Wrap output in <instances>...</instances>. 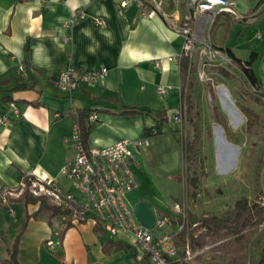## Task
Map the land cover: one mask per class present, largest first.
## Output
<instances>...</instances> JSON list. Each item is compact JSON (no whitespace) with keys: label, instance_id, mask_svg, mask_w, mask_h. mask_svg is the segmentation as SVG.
Instances as JSON below:
<instances>
[{"label":"crops","instance_id":"crops-1","mask_svg":"<svg viewBox=\"0 0 264 264\" xmlns=\"http://www.w3.org/2000/svg\"><path fill=\"white\" fill-rule=\"evenodd\" d=\"M120 1L0 0V113L10 101L21 112L8 127H0L4 186L14 187L22 173L33 171L42 178L58 179L66 188L59 170L73 153L63 140L77 122L78 112L98 114L86 138L88 148L144 138L149 147L151 139L158 142L165 131L175 130L174 115L184 117L182 92L194 98L189 87L191 60L181 69V36L158 16L144 19L133 5L120 8ZM232 1L235 16L217 14L204 35L235 59H252V72L264 86V0ZM79 12L83 18L76 17ZM97 18L104 20L105 28L95 25ZM100 67L108 70L102 87L83 85L70 95L56 88L60 74L69 68ZM236 78L218 74L214 83L219 91L209 87L214 102L209 123L226 133L245 129L239 103L249 90L244 80L238 92L232 89L230 81ZM158 87L166 90L165 95L157 93ZM155 114L158 120L165 118L158 129ZM150 128L158 132L146 137ZM207 132L210 140L212 132ZM138 149L131 148L133 160ZM21 198L12 199L13 217L0 204V261L8 258L18 239L19 264H150L129 235L110 236L88 221L67 228L55 250H48L45 241L54 239L55 217L33 215L38 204H26ZM179 224L168 219L164 232L173 233Z\"/></svg>","mask_w":264,"mask_h":264},{"label":"built area","instance_id":"built-area-1","mask_svg":"<svg viewBox=\"0 0 264 264\" xmlns=\"http://www.w3.org/2000/svg\"><path fill=\"white\" fill-rule=\"evenodd\" d=\"M172 2V7H170ZM135 6L140 17L151 19L160 17L168 27L182 38L181 55L189 58L198 53L200 59L215 61L224 68L234 65L231 59L221 50L215 51L208 42L205 29L213 24L217 14L228 13L235 16L232 0H121L120 8ZM183 14L180 15L179 11ZM83 12L76 17L83 18ZM95 25L105 28L102 19H94ZM158 67V65H155ZM22 70V67H19ZM108 70L100 67L94 70L69 68L62 72L56 82V88L64 93L72 94L81 86H99L105 84ZM157 93L165 95L166 90L157 88ZM260 94L264 95V86ZM21 116L14 101H10L4 112L0 113V127L6 128ZM98 114L89 113L88 124L94 126L98 122ZM173 122L181 127L182 118L173 116ZM157 134L152 128L150 136ZM64 143L71 149L73 157L59 170V175L67 182L64 188L56 178H42L33 171L22 173L14 187L0 183V204L14 216L12 199L24 192L33 197H44L56 209V225L52 231L54 239L45 241V247L54 251L59 245L60 236L67 228L83 222H92L100 226L110 236L118 233L129 235L135 247L142 252L150 264H175L179 248L175 244V236L184 223L178 225L173 233L163 232L168 219L154 212V227L144 228L133 212V205L126 200L128 193L137 189L138 183L132 170L133 157L131 148L148 145V138L137 141L121 140L103 148H88L81 139L78 123L75 122L70 134L65 136ZM176 211H181L178 203ZM182 208V207H181ZM182 212V211H181ZM159 230L161 234H155Z\"/></svg>","mask_w":264,"mask_h":264},{"label":"rangeland","instance_id":"rangeland-1","mask_svg":"<svg viewBox=\"0 0 264 264\" xmlns=\"http://www.w3.org/2000/svg\"><path fill=\"white\" fill-rule=\"evenodd\" d=\"M207 39L217 51L218 48ZM190 60L189 87L200 120L197 118L191 125L184 116L181 127L175 124V130L165 131L158 142L151 139L149 147L138 149L139 154L132 164L138 189L128 193L126 200L134 206L139 199L145 198L152 204L157 216L184 223L193 232V241L186 239L184 244L180 243L175 264H256L259 249L264 244V222L257 224V215L252 224L243 227L241 232L245 240L240 244L233 239L236 234L228 233V230L221 231L215 237L206 234L205 229L195 230L196 225H191V220L200 222L212 216L230 218L235 212L236 202L242 199L246 200L253 213L261 210V218H264V106H253L248 100L245 101L262 118L261 125L250 136L245 134L244 127L239 130L230 126L235 133H226L217 124L209 123L214 105L209 87L219 91L214 82L218 78L217 68L220 65L206 58L200 59L195 52ZM225 69L236 75L237 78L230 84L238 92L237 87L244 80L241 71L234 65ZM207 131L212 132L210 140L206 138ZM187 141L196 144L197 158L204 160L205 171L200 178V188L192 199H186L182 172L185 163L181 145ZM259 160L262 161L261 165ZM203 189L207 190V194ZM174 200L182 212L174 209ZM48 203L51 204L49 200ZM166 229L165 226L163 232ZM154 233L161 234L159 230H154Z\"/></svg>","mask_w":264,"mask_h":264},{"label":"trees","instance_id":"trees-1","mask_svg":"<svg viewBox=\"0 0 264 264\" xmlns=\"http://www.w3.org/2000/svg\"><path fill=\"white\" fill-rule=\"evenodd\" d=\"M170 7H172V2H170ZM222 52H224L235 64V66L241 71L242 76L244 78L245 83L248 86L249 91H244L242 96L240 97L241 102L239 103V109L243 113V115L246 118L245 123V133L248 135H252L257 127H259L262 123L261 115L258 114L253 108H251L250 105H247L245 103L246 100L251 102L253 106L261 107L264 106V95L260 94V88L261 85L258 83L257 79L255 78L251 65H252V59H250L247 62H242L240 60L235 59L230 51L227 49H219ZM189 57L187 55H181L180 58V64L181 69L187 68V64H189ZM26 65V63H24ZM184 73V72H183ZM186 73V72H185ZM217 73L223 77L226 78H233V74H231L229 71H227L224 68H217ZM243 90V88H242ZM245 97V98H244ZM246 99V100H245ZM182 113L185 118H187L188 122L193 124V121L198 118V112L195 108L194 101L192 100V96L188 92H182ZM90 112H78L77 113V123L80 128L81 132V139L83 140V143L86 146V138L89 134L90 130L92 129V125L88 124L87 117ZM156 115H153L156 119ZM157 120L156 123V129L160 128V124L165 121V118L161 120ZM150 129H147L145 131L146 137H150ZM158 132V130H157ZM209 133L206 134V138L209 139ZM263 139H264V133H263ZM196 144H192L191 142H186L185 145H181V151H182V159L185 163V168L183 169V176L185 177V183H186V199H192L194 198L196 191L200 188V178L205 175L204 171V160L202 158H197V149ZM261 160V159H260ZM259 160V164L261 165L262 161ZM203 192L207 194V190L203 189ZM23 201L26 204H38V209L33 214L35 216H46L48 218H53L56 216V209L48 203V200L44 197H33L29 195L27 192H24L22 194ZM12 201V200H11ZM235 212L233 213L232 217L230 218H217V217H210V218H204L200 222L196 221L195 219L191 220V225H196V229H205V233L212 236H218L220 235V232L223 230H228V233L236 234L234 236L235 243H242L245 240V236L242 234V229L247 224L251 223L253 221V218L255 215H257V220L255 221L257 224H260L264 222V218L262 217V211L257 210L255 213L252 212V209L247 205V202L245 199L238 200L235 204ZM180 223V222H179ZM181 224V223H180ZM198 227V228H197ZM98 228V226H97ZM227 235V234H226ZM60 239H62V234L60 236ZM189 239L190 241H193V232L189 231L185 225L182 226L181 230L177 232L175 236V244L177 247L179 245L184 244L185 240ZM181 243V244H180ZM18 245V239L15 240L13 245L8 250V258L0 261V264H19L17 261V248ZM258 260L256 264H264V244L259 249L258 252ZM147 258V257H146Z\"/></svg>","mask_w":264,"mask_h":264},{"label":"water","instance_id":"water-1","mask_svg":"<svg viewBox=\"0 0 264 264\" xmlns=\"http://www.w3.org/2000/svg\"><path fill=\"white\" fill-rule=\"evenodd\" d=\"M133 212L138 222L146 229L154 227V211L149 202L140 200L133 206Z\"/></svg>","mask_w":264,"mask_h":264}]
</instances>
